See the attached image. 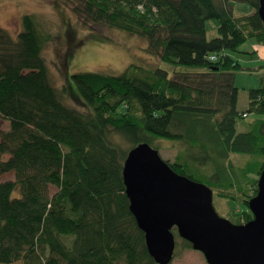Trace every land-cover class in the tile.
Listing matches in <instances>:
<instances>
[{
	"label": "trees",
	"instance_id": "obj_1",
	"mask_svg": "<svg viewBox=\"0 0 264 264\" xmlns=\"http://www.w3.org/2000/svg\"><path fill=\"white\" fill-rule=\"evenodd\" d=\"M233 2L254 12L235 17ZM258 10L259 0H81L74 11L83 27L103 23L143 37L147 54L160 60L149 68L130 64L117 76L74 74L93 117L66 106L51 83L42 55L50 35L36 16L22 17L17 36L0 25V120L10 124L0 130V156H9L0 175L15 174L0 183V264H156L130 210L123 165L131 149L157 139L182 145L168 162L176 173L206 179L213 194L229 201L235 199L229 190L240 185L232 154L262 157L240 169L242 177L253 170L256 177L244 211L233 213L235 224L253 220L249 201L264 169V119L237 131L247 113L237 110L234 71L241 66L229 53L249 40L264 45ZM262 84L250 91L248 111L264 117V75Z\"/></svg>",
	"mask_w": 264,
	"mask_h": 264
},
{
	"label": "rangeland",
	"instance_id": "obj_2",
	"mask_svg": "<svg viewBox=\"0 0 264 264\" xmlns=\"http://www.w3.org/2000/svg\"><path fill=\"white\" fill-rule=\"evenodd\" d=\"M243 5L250 6L249 4ZM77 6H81V0H0V25L11 35L17 36L21 30L22 17L27 14L36 16L41 31L50 35V40L45 45L42 55L48 66L51 83L58 90L66 106L76 109L88 117H93V109L86 104L77 91L72 79L74 74L100 73L117 76L123 73L130 64L149 68L160 63V60L159 57L147 54L148 41L143 37L130 35L103 23H89L88 27H83L79 16L74 11ZM245 13L237 12L236 15ZM207 27L209 38L217 36L214 21H209ZM91 31L96 35L111 38L112 41L93 38L90 35ZM258 44L255 40H249L240 46L238 52L229 53L241 66L234 71V86L238 90L237 110L240 113H247L245 118L238 119L237 131L239 133L253 130L256 123L264 119L262 115L248 111L250 91L263 86L264 60L261 59V51L258 52V55L254 52V46H258ZM259 45L264 47L263 44ZM160 67L170 73L173 71V68L166 63H161ZM179 70L186 71L184 67H180ZM9 129V122L0 120V130L7 131ZM118 140L122 148H130L127 142L120 138ZM152 147H158L161 158L171 163L176 161L183 148L180 142L167 139L155 140ZM8 158V155H2L0 161H5ZM230 160L239 176L238 183L240 185H234L228 192L232 193L235 199L229 201L226 198L218 197L214 192L213 207L220 217L236 223L237 217L233 213L244 211L245 207L242 202L244 193L252 194L250 188L254 177H256L254 170L242 177L240 169L245 168L248 163L262 161L263 158L232 154ZM14 179L13 172L0 175V183ZM196 179L204 185H209L206 179L200 177ZM56 191L54 186L50 187L51 195ZM175 237L177 256L171 264H208L203 253L187 248L176 231ZM16 264L21 263L17 262Z\"/></svg>",
	"mask_w": 264,
	"mask_h": 264
},
{
	"label": "water",
	"instance_id": "obj_3",
	"mask_svg": "<svg viewBox=\"0 0 264 264\" xmlns=\"http://www.w3.org/2000/svg\"><path fill=\"white\" fill-rule=\"evenodd\" d=\"M258 13L264 26V0H259ZM123 179L130 210L156 264H171L175 258L173 229L208 264H264V169L259 192L249 201L254 218L242 225L220 217L212 189L176 173L149 144L129 151Z\"/></svg>",
	"mask_w": 264,
	"mask_h": 264
},
{
	"label": "crops",
	"instance_id": "obj_4",
	"mask_svg": "<svg viewBox=\"0 0 264 264\" xmlns=\"http://www.w3.org/2000/svg\"><path fill=\"white\" fill-rule=\"evenodd\" d=\"M231 5L233 7V13H234L235 17H241V16L249 15L248 13L252 14L253 13L252 10H254L253 8H251L248 5L244 6L243 4H239V3H235V2H233ZM237 12H246V13L244 15H239L238 16V15H236ZM254 47H255L254 52H256L257 55H258V52L261 51V59L264 60L263 59L264 58V47H262L259 44H258V46H254Z\"/></svg>",
	"mask_w": 264,
	"mask_h": 264
},
{
	"label": "built area",
	"instance_id": "obj_5",
	"mask_svg": "<svg viewBox=\"0 0 264 264\" xmlns=\"http://www.w3.org/2000/svg\"><path fill=\"white\" fill-rule=\"evenodd\" d=\"M140 9L142 8V7H139ZM216 59V57L215 56H212L211 57V60H215ZM246 116V115H245Z\"/></svg>",
	"mask_w": 264,
	"mask_h": 264
}]
</instances>
